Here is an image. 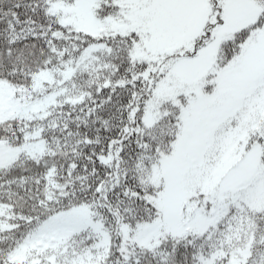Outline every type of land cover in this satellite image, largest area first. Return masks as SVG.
<instances>
[{
	"label": "snow or ice",
	"instance_id": "1",
	"mask_svg": "<svg viewBox=\"0 0 264 264\" xmlns=\"http://www.w3.org/2000/svg\"><path fill=\"white\" fill-rule=\"evenodd\" d=\"M0 264H264V0H0Z\"/></svg>",
	"mask_w": 264,
	"mask_h": 264
}]
</instances>
